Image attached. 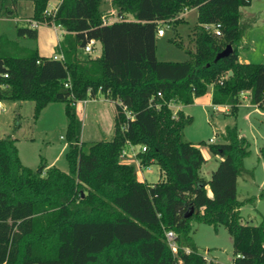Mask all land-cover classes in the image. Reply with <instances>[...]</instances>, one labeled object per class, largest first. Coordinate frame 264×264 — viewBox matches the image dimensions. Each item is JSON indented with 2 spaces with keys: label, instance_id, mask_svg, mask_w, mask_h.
I'll use <instances>...</instances> for the list:
<instances>
[{
  "label": "trees",
  "instance_id": "1",
  "mask_svg": "<svg viewBox=\"0 0 264 264\" xmlns=\"http://www.w3.org/2000/svg\"><path fill=\"white\" fill-rule=\"evenodd\" d=\"M19 2L32 3L33 11L16 25V37L35 41L32 21L59 26L55 56L61 59L36 50L13 56L0 36V101L32 102L34 120L48 104H64L68 171L52 166L38 174L23 166L14 137L19 122L0 138V264H221L199 254L193 223L226 229L231 264H264V223L243 224L237 200L248 141L236 125L226 126L223 143L208 145L221 160L205 180L200 145L184 139L192 117L171 110L193 104L209 86L213 106L234 113L240 94L248 92L250 104L264 108V61L239 62L256 21L244 20L240 9L251 0H112L123 20L109 25L102 24L103 0H60L50 15V0H0V19H15ZM190 9L197 24L189 60L159 61L158 29L175 30ZM204 25L219 26L220 35ZM90 40L99 43L100 54L81 58ZM227 46L231 52L215 62ZM98 96L115 105L113 133L86 147L75 106ZM129 146L140 147L141 166L159 167L161 180H138L135 166L121 159ZM259 152L264 159V148ZM169 231L176 252L165 238Z\"/></svg>",
  "mask_w": 264,
  "mask_h": 264
},
{
  "label": "rangeland",
  "instance_id": "2",
  "mask_svg": "<svg viewBox=\"0 0 264 264\" xmlns=\"http://www.w3.org/2000/svg\"><path fill=\"white\" fill-rule=\"evenodd\" d=\"M59 1L50 0L49 7L57 5ZM109 3L110 0H103L101 7L103 13L109 8ZM240 11L244 20L253 18L256 20L246 32L241 44V47L245 49L241 51V56L249 63H262L264 61V0H251L250 5L241 8ZM23 14H27V12L23 11ZM127 18L132 20L130 16ZM184 19V22L177 25L175 30L168 28L167 24L161 25L165 35L163 37L156 36V57L159 61L183 62L189 60L186 50L194 51L193 34L197 24L196 11H190ZM24 22L20 20L15 23L12 19L5 18L0 20L3 50L15 56L16 51L11 46L9 50L6 48L14 42H20L21 45L33 47L41 57H54L58 42L53 30L43 25L39 28L35 41L23 40L21 42L22 39L16 37L15 27L24 25ZM98 48L100 51L99 46ZM248 49L250 51H247ZM80 56L85 58L87 55L81 51ZM210 98L208 87L205 95L195 99L193 104L181 108L186 115L192 117V123L184 129V139L200 145L199 147L206 153L208 145L223 143L221 134L226 126L236 125L237 128L239 127L241 136L249 143L250 150V155L243 162L247 173L237 180V200L242 202L241 221L243 224L252 225L264 223V196L260 197L261 192L264 191V159L259 152L264 148V108L254 111L253 107L244 102L236 112H229L227 115L223 113L221 107L218 112H213ZM0 103L5 109V112H0V134L6 133V130H8L7 134L11 133L16 122L20 123V128H24V136L32 132V141L26 139L27 137H18L20 140L18 148L23 164H30L35 173L42 170L41 173L44 174L45 160L49 161L55 157L66 144L64 134L67 119L64 113V104H48L36 121L33 119L31 110L32 102H25L21 108L12 106L11 102L0 101ZM82 107L85 108L83 111ZM78 108L82 115L81 137L86 147L93 142L111 139L109 134L113 132L115 107L110 102L100 96L95 102H89L87 105L81 103ZM171 110L176 112L174 104L171 105ZM209 140L213 142L210 143ZM138 149L135 147L134 152H137ZM130 164L135 166L138 180L143 177L146 179V183L153 184L162 179L157 165H151L146 171L140 173L139 167L135 163L131 162ZM214 165V160L205 163L202 166L201 176L210 179L209 170ZM61 166L65 168V171L60 169ZM56 168L62 172L68 171L65 155L61 157ZM192 238L199 254L205 256L206 259L210 257L221 264L231 263L233 259L231 238L224 227L220 226L214 229L212 226L193 223Z\"/></svg>",
  "mask_w": 264,
  "mask_h": 264
},
{
  "label": "crops",
  "instance_id": "3",
  "mask_svg": "<svg viewBox=\"0 0 264 264\" xmlns=\"http://www.w3.org/2000/svg\"><path fill=\"white\" fill-rule=\"evenodd\" d=\"M108 5H110L109 6V8L108 9H110V8H112V0H110V3L108 4ZM107 9V10H108ZM195 9H192V10H185L182 14H181V17L184 19L185 17H186V15L190 12V11H194ZM23 11L25 12H27V14H23ZM32 11H33V6H32V3H30V2H19L18 3V5H17V17L15 18V19H12L13 21H15V23L16 22H18V21H20V20H22V21H28V20H30L31 19V17H32ZM196 11V10H195ZM196 16H197V13H196ZM1 20V19H0ZM185 20V19H184ZM41 26H39L38 28H37V32L39 33V28H40ZM52 30H53V34L55 35V37H56V41L58 42L59 41V36H60V33L59 32H57V31H55L52 27H50ZM164 36V35H163ZM163 36H159V37H163ZM37 37H38V34H37ZM23 40H21V42H22ZM25 44V43H24ZM10 46H11V48H13L16 52H15V54L16 55H18V56H25V54H27V52L28 51H32V50H34L33 49V47H31V46H27V45H21V43L19 42H14V43H12V44H10L6 49L7 50H9V49H11L10 48ZM37 51V50H36ZM247 51H250V49H248ZM6 53H7V51H5ZM38 53V52H37ZM99 54H100V52L98 53V56H99ZM42 57H47V58H50L49 56H42ZM239 62H242V63H249L247 60H245L244 59V57H242L241 56V54H240V57H239ZM209 89H210V97H211V91H212V88H211V86H209ZM246 94V95H245ZM100 96H98L96 99H93V101H90V100H87V101H83V102H78L77 104H76V106H75V109H76V114H77V116H78V118H79V120L81 121V123H82V115L80 114V108H78V105H80L81 103L83 104V105H87L89 102H95V100H97L98 98H99ZM104 98V97H103ZM105 99V98H104ZM244 99V100H243ZM106 101H108V102H110L109 100H107V99H105ZM210 100H211V98H210ZM211 102V101H210ZM244 102H246L247 103V105L248 106H251V107H253V109H254V111H257L258 110V107H256V106H253V105H251L250 104V102H249V93L248 92H245L244 93V95L242 96V98H240V105L238 106V108L244 103ZM25 102H18V105H17V102H11L10 104L12 105V106H19L20 108L22 107V105L24 104ZM114 107H115V105H114V103L113 102H110ZM211 105H212V103H211ZM31 107H32V111H33V108H34V104L32 103V105H31ZM212 107H213V105H212ZM218 107H221L222 108V111H223V113H226L227 115L229 114V112L231 113V109H230V107H228V106H218ZM4 108V107H3ZM175 108H176V111L177 110H182L181 108H182V106L181 105H175ZM82 109V111H83V109H85L84 107H82L81 108ZM213 110V109H212ZM0 112H5V109H4V111H0ZM213 112H215V111H213ZM216 112H218V111H216ZM114 114H115V111H114ZM37 121V120H36ZM8 130H6V133H2V135L0 134V138H2V137H4L8 132H7ZM224 132V131H223ZM238 132H239V135H241V133H240V129H239V127H238ZM1 133V132H0ZM113 133V132H112ZM82 134V133H81ZM223 134V133H222ZM221 134V135H222ZM25 135V133H24V128L23 127H21L20 129H19V131L16 133V135L14 136L15 137V139H16V147H17V150H18V154H19V158H20V161H21V163H22V165L23 166H25V167H28V168H30L31 170H32V168H31V166H30V164H23V162H22V157H21V152H20V150H19V148H18V143L20 142V140H19V138L18 137H20V136H23V137H27L26 139H28L29 141H32L33 139H32V132L30 133H27V136H24ZM109 135H111L112 136V134L110 133ZM81 141L83 142V140H82V137H81ZM193 144V143H192ZM194 145H197V144H194ZM138 147V146H137ZM199 147V146H198ZM199 149H200V151H201V154H202V156H203V158H204V160H205V163H207V162H209L210 160H214V162H215V165H214V167L213 168H211L209 171H210V175H211V173L216 169V167H217V165H218V162L221 160V158H219V157H216V156H212L211 154H210V152H209V150L207 149V151H206V153L199 147ZM66 151H67V144H65V145H63V147L60 149V151L58 152V154L55 156V157H52V159L50 160L49 159V161L48 160H45L46 161V164L43 166L45 169L46 168H49V167H52V166H57V164L60 162V159H61V157L63 156V155H65V153H66ZM204 163V164H205ZM203 164V165H204ZM154 165V164H153ZM150 167V166H149ZM149 167H147L144 171H146ZM159 168V167H158ZM60 169L62 170V171H65L64 169L65 168H63L62 166L60 167ZM160 170V169H159ZM140 173H143V171H139ZM161 172V171H160ZM201 172H202V168H201V171H200V176H201ZM162 174V173H161ZM202 177V176H201ZM203 178V177H202ZM205 179V178H204ZM205 180H209V179H205ZM140 181H145L146 182V179L145 178H141L140 179ZM154 184V183H153ZM207 193H208V196L209 197H211V192H210V190L208 189V187H207ZM205 257V256H204ZM208 259H213V258H210V257H208ZM232 262V261H231ZM231 264V263H230Z\"/></svg>",
  "mask_w": 264,
  "mask_h": 264
},
{
  "label": "built area",
  "instance_id": "4",
  "mask_svg": "<svg viewBox=\"0 0 264 264\" xmlns=\"http://www.w3.org/2000/svg\"><path fill=\"white\" fill-rule=\"evenodd\" d=\"M57 5L55 6H50L46 11V15H50L51 13H54V11L56 10ZM122 17L121 16H117L115 10L113 8H110L108 10H106V12L102 15V24L103 25H109L112 24L113 22H117V21H122ZM39 26H41L38 22L32 21L30 24V27L33 29L38 28ZM52 28L59 32L60 34L63 32L62 29L59 26H52ZM204 29L207 31H213L215 33V35L219 36L220 35V29L219 26H212V25H204ZM157 35L158 36H163L165 35V31L162 27H160L157 31ZM99 43L95 40H90L86 46L82 49V51L86 54L89 55L91 57H97L99 51ZM100 47V46H99ZM55 59H61V56H54ZM244 92L240 94V96H243ZM213 111H219V107L218 106H213L212 107ZM0 111H4V108L2 106V104L0 103ZM127 117H131V114L126 112ZM210 143H212V140H209ZM137 147V146H136ZM128 148V151H126ZM126 149H124L122 151L121 154V159L123 162L125 163H135L137 167H139L140 171H144L146 168L141 166L139 160L137 159L136 155L140 149V147H138V151L134 152V148L133 146H129ZM142 151L145 150L144 147L141 148ZM130 152V153H129ZM124 159H127L126 161ZM165 238L171 248V250L173 252H176V242H175V235L173 232L169 231L165 233Z\"/></svg>",
  "mask_w": 264,
  "mask_h": 264
},
{
  "label": "water",
  "instance_id": "5",
  "mask_svg": "<svg viewBox=\"0 0 264 264\" xmlns=\"http://www.w3.org/2000/svg\"><path fill=\"white\" fill-rule=\"evenodd\" d=\"M231 52V46H227L225 50H223L221 53H219L216 57H215V62L218 61L221 58H224L226 56H228V54ZM229 75H231V73H229ZM42 170L38 171V174L41 173Z\"/></svg>",
  "mask_w": 264,
  "mask_h": 264
}]
</instances>
